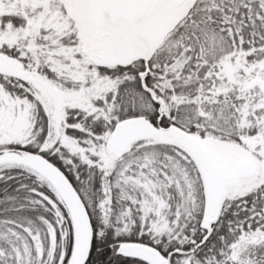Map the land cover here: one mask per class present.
Segmentation results:
<instances>
[{
	"label": "snow or ice",
	"instance_id": "obj_1",
	"mask_svg": "<svg viewBox=\"0 0 264 264\" xmlns=\"http://www.w3.org/2000/svg\"><path fill=\"white\" fill-rule=\"evenodd\" d=\"M0 264H264V0H0Z\"/></svg>",
	"mask_w": 264,
	"mask_h": 264
}]
</instances>
